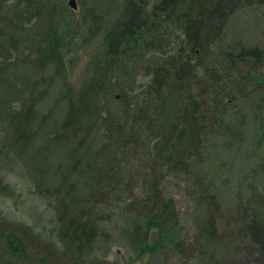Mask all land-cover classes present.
<instances>
[{"label":"trees","instance_id":"trees-1","mask_svg":"<svg viewBox=\"0 0 264 264\" xmlns=\"http://www.w3.org/2000/svg\"><path fill=\"white\" fill-rule=\"evenodd\" d=\"M66 2L0 0V154L18 159L36 193L53 198L58 245L0 216V264H103L92 255L113 204H122L140 251L153 235L155 245L201 256L217 239L216 202L201 193L211 214L187 246L163 179L192 174L212 121L222 116L217 107L250 75L237 66L260 67L261 52L248 47L218 55L227 68L217 74L213 50L233 13L264 0H104L98 13L80 2L78 20ZM94 41L74 88L67 56ZM138 70L148 79L134 86ZM225 71L238 79L220 84ZM194 72L211 86L209 109L187 85ZM59 113L60 122L47 127ZM18 149L47 157L55 150L59 161L28 164ZM9 193L0 181V195ZM243 235L248 259L262 264L264 227L250 220Z\"/></svg>","mask_w":264,"mask_h":264},{"label":"rangeland","instance_id":"rangeland-1","mask_svg":"<svg viewBox=\"0 0 264 264\" xmlns=\"http://www.w3.org/2000/svg\"><path fill=\"white\" fill-rule=\"evenodd\" d=\"M73 1L75 9L71 10V16L74 20H78L82 13L80 2L83 8H91L94 13L105 8L104 0ZM76 41L81 44L79 39ZM96 44L94 41L68 54L70 62H66L65 67L70 86L76 88L83 80ZM248 47L261 52L260 67L249 71L247 66H237L240 76L250 73L241 81L236 80L235 74L228 75L225 71V81L221 80L220 84L234 79L241 94L230 89L233 94L225 99V104L217 107L223 109L222 116L219 121H212L203 144L201 161L189 176L176 174L163 179V192L174 203L182 230L180 235L187 246H193L198 226L211 214L199 202L201 193L206 192L214 198L215 243L205 248L201 256L187 258L171 247L155 245L151 235L147 248L140 251V246L132 238L122 204H113L104 209L108 218L99 224L100 234L94 243L93 260L103 264H258L246 255L243 227L250 220H256L264 227V6L238 10L228 19L221 39L214 45L215 72L219 74L227 68L218 55H235ZM133 78L134 86H141L148 79L141 70L136 71ZM187 85L209 109L212 89L208 79L194 72ZM254 87L255 92L249 93ZM224 90L228 91L226 87ZM51 100L52 96L47 97L42 109ZM59 119H62L61 113L52 115L47 127ZM17 152L28 164L49 165L59 161L55 150L49 157L40 152L29 154L23 149ZM0 181L10 190L6 196L0 195V216L30 227L42 240L58 246L53 198L36 193L22 163L9 153L0 154Z\"/></svg>","mask_w":264,"mask_h":264},{"label":"water","instance_id":"water-1","mask_svg":"<svg viewBox=\"0 0 264 264\" xmlns=\"http://www.w3.org/2000/svg\"><path fill=\"white\" fill-rule=\"evenodd\" d=\"M67 6L69 7L70 10H74L75 9V4L73 0H67L66 2Z\"/></svg>","mask_w":264,"mask_h":264}]
</instances>
